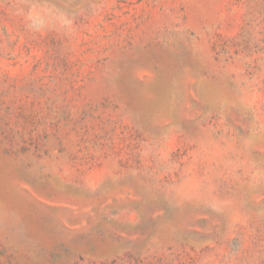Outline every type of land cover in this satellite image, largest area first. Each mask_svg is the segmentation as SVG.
<instances>
[{
	"label": "rangeland",
	"instance_id": "1",
	"mask_svg": "<svg viewBox=\"0 0 264 264\" xmlns=\"http://www.w3.org/2000/svg\"><path fill=\"white\" fill-rule=\"evenodd\" d=\"M0 264H264V0H0Z\"/></svg>",
	"mask_w": 264,
	"mask_h": 264
}]
</instances>
